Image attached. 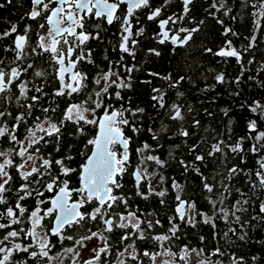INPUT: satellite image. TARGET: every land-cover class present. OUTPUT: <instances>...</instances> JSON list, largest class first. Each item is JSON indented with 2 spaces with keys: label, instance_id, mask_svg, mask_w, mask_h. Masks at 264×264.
Masks as SVG:
<instances>
[{
  "label": "snow or ice",
  "instance_id": "obj_1",
  "mask_svg": "<svg viewBox=\"0 0 264 264\" xmlns=\"http://www.w3.org/2000/svg\"><path fill=\"white\" fill-rule=\"evenodd\" d=\"M14 0H5L0 3V9L6 5L13 4ZM171 0H161L157 6L155 0H30V10L26 13L28 19L37 22V30L35 31L36 41L30 42L28 33L32 31L31 25H26L23 33L18 32L17 25L12 24L9 28L0 30V41L13 37L11 45H6L3 52L12 53L13 57L9 63H5V59L0 54V141L11 144L12 147L4 149L0 147V205H8L7 194L13 191L11 182L14 177L9 169H14L19 178L24 181L18 189L16 195L18 197L15 206L8 205L4 211H0V264H64L65 259H70L71 264H76L79 252L75 247H63L64 241H73L79 247H87L86 241L94 238L104 242L103 247L93 248L92 257L83 262V264H100L101 257L112 256L113 260L108 264H129V261L136 264H144L143 257H147L151 264H191L192 254L197 257L204 256V249L192 248L188 244H184L178 251H173L175 240H180L181 225L191 226L195 228L198 223L210 225L216 228V217L208 215L198 210L196 202L185 200L182 198L183 185L172 184L176 191L175 199L178 201L176 207V216L170 217L168 220L169 227L164 233H155L154 229L163 224L159 219H148L146 214L139 209H132L130 204L131 197L119 190L123 188L121 180L127 171V165L130 159L129 148L132 144V135L126 134L127 128L132 134H139L141 129L136 126V118L144 113L143 108L121 107L114 109L107 101L112 99L110 89L130 90L132 88V73L138 71L139 68L135 63L131 66L128 64L113 65L109 60L107 71L97 73L91 79V87L89 86V76L77 68L81 62L89 64L94 63L91 59L92 52L89 49L84 51V46L89 40H100L101 25L106 23L112 25L114 22L120 24V42L118 44L121 53L131 57L133 61L136 59V45L139 41L135 37L143 36L144 27H136L140 24L139 17L135 16L138 10L146 9V19L158 25L159 32L156 33L154 39L160 45L170 42L177 48L190 49L195 43L197 34L201 32V26L205 24V20H196L192 14L195 9L196 0H181L183 5L182 13L167 15L163 18ZM55 5V6H53ZM121 5H127V14L121 13ZM241 8L249 10V14L254 18L253 24L255 32L259 33L264 25V0H239ZM211 15L218 24L224 25V20L217 17V12H222L224 16H230L233 12L229 4V0H212L210 4ZM185 18L191 27L185 26ZM231 19L235 20L236 16L231 15ZM97 21L94 27L97 29L95 34L86 31V25L90 21ZM47 24V28H46ZM179 25V26H178ZM136 27V31L133 29ZM79 29V31H78ZM40 30H44L41 32ZM181 33L183 35H181ZM225 37L238 36L239 34L231 27H225L223 31ZM68 37L72 39L69 40ZM248 39V44L242 49L233 46L232 40L229 38L224 42V46L218 51L213 48L204 47L203 51L222 58H234L240 65V76L248 70L246 64L253 63L252 60L245 62L244 54L257 46V36L253 34ZM148 54L155 57L161 56V51L155 47L148 50ZM48 54L49 62H53L55 79L59 81V87L54 91L55 97L71 98L75 95L79 98V103H69L63 112L56 116L58 105L56 107H44L42 105L43 98L49 93L45 91L43 86L37 85L34 81H30L27 77L42 78L47 83L49 73L46 70H39L34 62H29L31 56L43 57ZM108 60V57H105ZM121 61L125 56L119 58ZM190 66V65H189ZM122 68V72L117 70ZM29 70H32L29 73ZM264 71V65L261 66ZM148 76L152 79H161L167 82V87L171 89H179L181 84L190 81L191 77L184 75H161L159 72H148ZM115 77V79H113ZM152 79L143 81L146 85L152 84ZM253 79V77H246ZM215 80L219 84L229 83L223 73H218ZM231 83L239 85L241 78L237 77ZM32 85L30 88L29 85ZM14 89H18V95L14 94ZM35 92L37 94L29 95ZM152 101L155 102L154 107L167 109L169 118L172 121L181 122L179 135L188 138L192 135L183 127L185 121L184 105L176 102L168 105L165 101L167 95L166 90L158 87H152ZM82 95V98H80ZM235 95H239L236 92ZM115 99L123 101L124 96L120 91H115ZM177 96H183V92L177 91ZM23 101V103L21 102ZM17 106L23 109L19 114H14L9 107ZM245 107V105H241ZM39 108L43 114L35 116L31 123L29 118L33 116L35 109ZM103 109L102 116H97V110ZM248 110L255 115V119L248 122L247 137H240L232 143L224 138H217L212 143L206 155L197 152L200 144H189L190 153H196L194 161H199L201 166L206 164V156L223 160L228 152L239 155L240 160L236 165L227 168V174L223 176L219 182L215 181V177L211 180L201 171V167L190 165L184 160H180L179 164L185 171L193 168L197 175L201 177V183L204 190L212 195L205 198L216 208L217 203L221 205L220 212L222 218L227 222L229 216L233 217V222L243 228L249 221H242L237 213L247 211L244 205L248 204V198L236 199L228 208H225L224 201L235 191L238 196L246 197L247 193L239 188H233L232 181L241 176L246 177L251 189L264 190V131L258 127L259 121H264V104L260 101H253L248 105ZM192 111L191 106L187 109ZM211 116V113H208ZM224 115H229L228 110H224ZM5 117L11 118V125ZM91 117V118H89ZM70 122L76 125L75 131L81 135L85 134L83 125L95 126L98 129V135L87 140L85 149H90V155L87 156L85 163L80 169L71 167L67 161H71L74 157L62 155L60 158H53L52 153L42 152V148L48 144H59L61 130L66 123ZM193 128L201 126L200 120L194 119ZM165 126V130H166ZM18 130L23 131V135L18 136ZM149 131H152L149 129ZM153 139H158V134L153 132ZM245 139L252 140L254 143L245 149L243 141ZM187 144V139H185ZM201 144L207 143L203 138ZM119 145L123 151L118 153L113 150V145ZM151 145L145 143L142 147L136 148L137 155L140 153L150 152ZM59 152V147L56 148ZM251 152L258 156V168L255 169L254 175L256 182H252L251 173H246L245 168L241 164H246L242 153ZM171 156L172 154L169 153ZM18 157L19 160L15 158ZM174 158V157H173ZM143 161H152L161 168L167 163L158 156L151 154L145 155ZM77 173L80 181L79 188H70L69 183L72 174ZM132 175L137 182V191L135 195L147 200L149 195L139 190L143 173L138 167ZM163 180V177H161ZM227 181V183H225ZM55 193L50 199H40L37 201V207L28 212V209L22 205L21 201L27 200L29 197H43L44 193ZM73 192L78 194L76 200L72 199ZM20 193H23L22 195ZM148 193L163 198L166 196V190L156 192L149 186ZM227 194V195H226ZM216 196V199H213ZM72 201V202H70ZM95 201V204L93 202ZM50 203L51 207L41 208L39 205ZM93 204L89 211L87 205ZM160 204H165V200L161 199ZM82 209H84L82 211ZM259 212L264 214V203H261ZM27 213V215H26ZM43 213V214H41ZM56 213L55 216L53 214ZM52 217V227L44 223L46 218ZM178 219L179 223L176 222ZM253 220H264V216L258 218L252 217ZM89 222H95L97 228L103 225L102 230L93 231L88 227ZM29 225L25 228L24 225ZM17 226V227H13ZM75 227L77 231L83 229V234L77 236L74 233L66 232L65 227ZM6 230V231H5ZM119 231L118 240L124 247L115 250L108 244L109 236L104 233H114ZM234 235L237 230L229 228ZM227 236V232L224 233ZM247 233L239 235L240 240H244ZM52 237L57 238L58 243L63 247L62 251L53 253L56 242ZM18 239H30L28 244L15 242ZM201 241L204 237H200ZM127 241V244L124 242ZM137 241H152L158 249L156 251L143 250L137 248ZM25 254L26 259L16 260L18 254ZM51 253V254H50ZM69 254V255H65ZM219 248L211 253L208 258H201L199 264H213L211 256H222ZM253 257V260H256ZM235 264H243V258L236 260Z\"/></svg>",
  "mask_w": 264,
  "mask_h": 264
},
{
  "label": "trees",
  "instance_id": "obj_2",
  "mask_svg": "<svg viewBox=\"0 0 264 264\" xmlns=\"http://www.w3.org/2000/svg\"><path fill=\"white\" fill-rule=\"evenodd\" d=\"M211 2L212 0H196L195 9L192 14L195 16L196 20H205V24L201 26L202 30L197 34L198 38L196 39V43L190 49L177 51L172 56L169 54L164 60H148L146 61L147 69L142 66L139 73L144 80L152 79L145 77L146 71L159 72L160 74L168 71L171 75L178 76L187 74L191 77V80L182 83L179 89L168 88L166 97L168 105L179 102L184 105V109H188V107L191 106L192 111L186 113L185 121L182 122L183 125H187L189 132L192 133L190 137L184 138L179 135L181 122L172 121L169 118L167 109L154 107L155 102L151 99V96L153 95L151 89L153 85L163 84L161 82L163 80L161 79H152L151 85H146L139 79H136L130 90H118L121 92V95L125 97L123 101L115 99V91L112 92L113 98L110 101H107L114 109L123 106L127 108L139 107L145 110L141 116L136 118V126L141 129L139 134H132L127 128L125 129L126 134L132 135V144L129 148L130 159L127 165V171L124 173L121 180L123 188L119 191L121 193H126L131 197L130 204L132 209H139L141 212L150 214L147 216L148 219H159L163 224V227L161 228L157 226L154 229V232L164 233L169 227V218L177 215L175 209L178 205V201L175 199L176 191L173 189L172 184L175 181L176 183L183 185L184 191L181 193L182 198L195 201L200 212L214 215L216 217V228L213 229L210 225L203 223H198L195 228L182 224L181 233L178 234L181 236V239L171 242L174 244L173 251H178L182 245L188 244L190 247L196 246L198 249H204V256L201 258L206 259L213 251L219 248L220 251L225 254L222 256H211L213 264H235L233 257H235L236 260H239L242 257L243 264H264V220H260L258 223L257 220L252 219L253 216L258 218L264 216V214L259 212L260 205L264 202V190L259 193L257 189H251V186L248 184L247 179L243 174L236 177L231 182L233 188H239L247 193L246 197H240L235 191H233L230 196H227L223 205L225 208H228L236 199L248 198V204L244 205V207L247 208V211L237 213L241 216L242 221H249V223L241 228L239 224L233 222V217H231V215L227 222L222 218V213L220 212L221 205L219 203H217L216 208L213 209L212 205L205 198L212 194H209L204 190L203 184L201 183V177L196 174L194 169L189 168V170L185 171L179 164L180 160H184L190 165L201 167L203 174L209 177L210 180L213 177H215V181L217 182L222 180L223 176L227 174V168L236 165L240 160V156L228 152L227 156L224 157L222 161L215 158H208L206 156L207 162L204 166H201L199 161H194L196 153H190L188 145L193 143L200 144L197 152L206 155L211 144L215 143L217 138H224L228 141L231 140V142L239 140L240 137L248 131V122L252 119L247 105H250L255 99L264 102V72L260 74V80L262 81L261 85L255 80L246 79V77L243 78V81L241 79L239 85L231 83V81H234L239 77V66L234 65L232 70L228 69L226 66V58L207 54L203 51L204 47H210L213 48L214 51H218L220 45L225 41V36L223 35L224 27L217 24L216 20L209 15L210 11H215L209 7ZM0 3H5V0H0ZM229 4L233 9L231 15L236 16L235 20L241 19L240 13L242 11L239 5V0H229ZM29 10L30 0H14L13 4L6 5L4 8L0 9V30L9 28L12 24H15L17 25L18 32L22 34L25 26L31 25L32 31H30L28 35L30 37V42L34 44L36 41L35 31L37 30V22L28 19L26 13ZM181 10L182 7L179 11ZM231 15L224 16L222 12L216 13V16L224 21L233 20L231 19ZM247 19L249 20L250 17L247 16ZM185 24L190 27L192 26L188 24L187 18H185ZM247 28L249 29V25ZM40 31L43 32L44 30ZM262 34L264 35V28ZM13 38L14 36L9 37L7 40L0 41V54H2V57L5 59V63H9L12 60L13 54L3 52V48L6 45H11ZM255 55L256 58L253 60V67L255 68L259 66L262 62L264 65V42L262 50L255 52ZM29 62H34L39 70H46L49 73L47 83H44L42 78L34 77L32 75H29L27 78L30 81H34L37 85L43 86L45 91L49 93L48 96L43 98L42 105L44 107L51 108L58 105L57 112L54 114L55 119V117L59 116L65 109L67 100L66 98L63 100V98H57L53 95L54 91L58 88V82L52 73L48 54H45L43 57L31 56ZM31 71L32 70H29V73H31ZM218 73H223L226 80L230 82L224 84L217 83L215 76ZM253 74L255 75V72H253ZM29 87L31 88L32 85L30 84ZM177 91L183 92V96L178 97ZM236 92H239L238 96L235 95ZM14 94L18 95V89H14ZM33 94L37 93L30 91L29 95ZM21 102L23 103V101ZM241 105H245V107L242 108ZM225 109H227L229 113L227 117L224 115ZM9 110L13 111L14 114H19L20 111H23V109H19L17 106H11L9 107ZM102 112L103 109L98 115L100 116ZM208 113H211L212 115L209 116ZM35 116H41L43 118V114L39 108L34 110L33 116L29 118V123L32 122ZM5 119H7L8 123L11 125V118L5 117ZM194 119L200 120L201 126L199 128H193L192 124ZM165 126H167L166 130ZM76 127V125H73L70 122L66 123L61 130L62 134L60 136L59 144L55 143L54 137L48 138L52 139L53 143L42 148V152L45 154L51 152L53 158L56 159L60 158L62 155H70L74 157V159L67 161V163L71 167L79 170L80 166L85 163L87 156L90 155L91 146H89L88 149H85L84 146L88 139L96 136L98 129L95 126L83 125L85 134L81 135L75 131ZM149 129L152 131H149ZM153 132L158 134V139H153ZM17 135L22 137L23 131L18 130ZM202 138L206 140L207 143L201 144L200 141ZM185 139H187V144L185 143ZM145 143L151 145L150 152L137 155L135 149L142 147ZM0 147L7 149L12 147V145L0 141ZM57 147L60 149L59 152L56 151ZM113 150L118 153L123 151L118 144L113 145ZM169 153L172 155L170 156ZM148 154L158 156L161 160H164L167 163L161 168L152 161H143V157ZM261 154L264 155V152ZM241 155H243L246 164H241L240 166L245 168L246 173H251L252 180L256 179L254 175L255 169H247L248 167H246V165L253 166L259 157L248 151H245ZM15 159L19 160L18 157ZM138 167L141 169L144 177V180L140 183L139 190L149 195L147 200L135 195L137 185L132 173ZM9 171L13 176L15 175L13 180H17L18 174L15 170L9 169ZM146 173L152 174L153 176L159 175L161 188L156 192L166 190L165 197L160 198L148 193V180L146 179ZM161 177H163V180ZM225 183H227V181H225ZM11 186L13 191L7 194L8 205L14 207L18 199L16 189L20 186L13 184ZM80 186L78 174L73 173L69 187L79 188ZM20 194L22 195L23 193ZM52 195L53 193L45 192L43 197H29L27 200L21 201V203L28 209V212H31L38 206V200L46 199L48 196ZM72 198L76 200L78 194L73 192ZM216 198V196H213V199ZM161 199L165 200V204H160ZM93 204H95V201ZM93 204L86 206L89 211L92 209ZM8 205H0V211H4ZM83 210L84 209H82V211ZM176 222L179 223L178 219ZM24 227L28 228L29 225L25 224ZM88 227L95 231L99 230L103 225H100V227L97 228L95 222H89ZM230 227L237 230L235 235L229 231ZM68 232L79 236L83 234V229L77 231L73 226ZM226 232L227 236L224 235ZM244 233H247L246 238L240 240L238 238L239 235H243ZM105 236L110 237L108 244L112 246L113 250L117 247L122 250L124 245L119 243V231L105 233ZM202 236L204 237L203 241L200 239ZM15 242L28 244L31 240L18 239ZM127 243V241L124 242V244ZM73 245V241H66L63 244V247H72ZM63 247L61 244L56 245V248L53 249V253L62 251ZM137 248L140 251L145 249L149 251L158 250L152 241H137ZM253 257H256L257 259L253 260ZM14 259L22 260L26 259V256L21 253L14 257ZM112 260V256H102L100 264H108V262H111ZM143 260L144 264H151L147 257H143ZM64 264H71L70 259H65ZM129 264H136V262L129 261Z\"/></svg>",
  "mask_w": 264,
  "mask_h": 264
},
{
  "label": "flooded vegetation",
  "instance_id": "obj_3",
  "mask_svg": "<svg viewBox=\"0 0 264 264\" xmlns=\"http://www.w3.org/2000/svg\"><path fill=\"white\" fill-rule=\"evenodd\" d=\"M250 3L253 2V0H248ZM161 0H155V3L157 4V6L160 4ZM55 6V5H53ZM182 7L183 9V5L181 3V0H171V3L168 5L166 11L163 13V18H166L167 15H171L173 13L176 14H180L182 13V10L179 11V9ZM147 10L146 9H141L138 10L135 13L136 17H139L140 20V24L136 27H144L145 28V33L143 36H139V37H135L139 43L136 45V49H137V54H136V59L133 61V59L131 57L126 56V54L121 53L118 47V44L120 42V24L119 22H114L112 25H107L106 23H103L101 25V30H100V35H101V39L100 40H89L86 45L84 46V51H88L89 49L92 52V56L91 59L94 61V63H87V62H81L80 64L77 65V68L83 72H86L89 76V86L91 87V79L93 77H95L97 75V73L101 72V71H107L108 67H109V60L113 63V65H123V64H128L129 66H131L133 63H135L137 65V67L139 68L138 71H133L132 76V85L134 83V81H136V79H139L141 82L145 81L144 79H142L143 77H141L140 70L142 69V66L145 67V69H147V64L146 61L154 59V60H164L169 54L172 56L175 54V52L177 51H183V48H177L176 51H173V48L175 47L174 45H172L170 42H166L163 45H160L156 39H154L155 35L157 32H159V28L158 25L152 21H148L146 19V15L145 12ZM241 13H240V17L241 19H237V20H229V21H224V25L223 27H231L233 29V31L237 32L239 35L238 36H229V37H225V41L227 39H231L233 42V46H235L237 49L242 50L247 44H248V39H245L246 37H251L253 34H255L257 36V46L250 50L248 53L244 54V60L245 62L249 61V60H254L256 58L255 52L257 51H261L262 47H263V42H264V35L263 33V28H261L259 33L255 32V26L253 24V17L249 14V10L246 8H241ZM121 13L123 14H127V5H121V9L120 12L118 13V15H120ZM247 16L250 17V19H247ZM95 23H97V21L93 20L90 21L87 25H86V31L92 32L93 34H95V32L97 31V29L94 27ZM217 23V22H216ZM218 24V23H217ZM261 24L264 25V20H261ZM249 25V29L247 28ZM179 26V25H178ZM185 26L190 27L189 25L185 24ZM136 27H134L133 31H136ZM79 31V29H78ZM249 33V34H248ZM181 35H183L181 33ZM69 40H71V37H68ZM224 41V42H225ZM224 46V43L220 45V48H222ZM151 47H155L158 50L161 51V56L160 57H155V56H151L148 54V49ZM259 49V50H258ZM108 57V60L105 59V57ZM121 56H125V59L123 61H121L119 58ZM51 63V69H52V73L55 76V71H54V64L53 62ZM145 65V66H144ZM234 65L239 66V77L242 79L244 77H253L252 80H255L259 85L262 84V81L260 80V74H262L264 71L261 70V66L263 65V62L260 63L259 66L257 67H253V63L251 64H246L247 67V71L244 73V76L241 77L240 76V65L237 64L236 60L234 58H227L226 59V66L228 69L234 68ZM119 71L122 72V68L117 69ZM148 72H154V71H146L145 72V77L146 78H151L148 76ZM253 72H255V75L253 74ZM170 74L168 71L163 72L161 75H168ZM139 76V77H138ZM113 79H115V77H113ZM251 80V79H250ZM58 82V87H59V81ZM163 84H156L153 85L154 87H158L161 88L163 90H168L167 87V82L166 81H161ZM119 89H110V93H112L113 91H118ZM166 97L165 96V101H166ZM57 98H63V100L66 98L67 103L65 104V108L66 106L71 103V102H76L79 103V98H77L75 95H73V97L71 98H67V97H57ZM82 98V95L81 97ZM112 98H113V93H112ZM254 101H260L259 99H255ZM262 104H264V102L260 101ZM167 103V102H166ZM121 108V107H120ZM120 108H115V109H120ZM248 108V105H247ZM102 111V109H98L97 110V116H99L98 114ZM250 112V111H249ZM186 113H189L187 111V109H184V114L186 115ZM251 113V112H250ZM103 112L101 113L100 116H102ZM252 119H255V115L253 113H251ZM91 118V117H89ZM184 128H187V125H183ZM258 127L260 128V130L263 131L264 129V121H259L258 122ZM181 128V126H180ZM189 131V130H188ZM98 133V130H97ZM97 135V134H96ZM174 135V134H173ZM249 135L248 131L243 134V137H247ZM229 143H232L231 140L229 141ZM254 143V141L252 140H248L245 139L243 141L244 147H246V149L248 147H250V145ZM121 148V147H120ZM122 150V148H121ZM264 150H262L261 153H263ZM247 157V156H245ZM259 159V158H258ZM258 161V160H257ZM258 163L256 162L253 166H249L246 165V167H248L247 169H256L258 168ZM13 170V169H10ZM255 172V170H254ZM15 176V175H14ZM13 176V177H14ZM252 182H256V179H253ZM24 181H22L19 176H17V180H13L11 182V185H18L20 186L21 184H23ZM257 191H259V193L262 192L261 189H257ZM55 195V193H53L52 196H48L46 198L50 199L51 197H53ZM264 195V192H263ZM73 199V198H72ZM74 200V199H73ZM72 202V201H70ZM264 203V202H263ZM50 203H46V204H42L39 205V207L41 208H48L50 207ZM43 214V213H41ZM56 213L53 214V216H55ZM52 217L46 218L44 220V223L46 225H48L49 227H52ZM71 227H65V231L68 232V230ZM103 227H101L99 230H95V231H100L102 230ZM105 235V233H104ZM53 242L57 241V238L52 237ZM67 241V240H66ZM64 241V243L66 242ZM60 243L56 242V245H58ZM104 246V242L98 239V243H97V248L99 247H103ZM56 248V247H55ZM192 248H197L196 246H193ZM51 254V253H50ZM194 255V253H193ZM195 256V255H194ZM198 261L195 262H191V264H197ZM181 264H183V262H181Z\"/></svg>",
  "mask_w": 264,
  "mask_h": 264
},
{
  "label": "rangeland",
  "instance_id": "obj_4",
  "mask_svg": "<svg viewBox=\"0 0 264 264\" xmlns=\"http://www.w3.org/2000/svg\"><path fill=\"white\" fill-rule=\"evenodd\" d=\"M146 179L148 180V188H149V186H151V188L154 189L155 191L160 190L161 182L159 179V175L153 176L152 174L146 173ZM85 243H86L87 247H79L75 244L72 246V247H75L76 251L79 252V254H80L79 257L76 259V264L83 263L84 261H86L92 257V255H93L92 249L97 248L98 239L94 238L93 240L86 241ZM194 255L192 254L191 262L198 261L197 264H199L201 257H197L195 253H194ZM57 264H58V262H57ZM157 264H159V261H157Z\"/></svg>",
  "mask_w": 264,
  "mask_h": 264
},
{
  "label": "water",
  "instance_id": "obj_5",
  "mask_svg": "<svg viewBox=\"0 0 264 264\" xmlns=\"http://www.w3.org/2000/svg\"><path fill=\"white\" fill-rule=\"evenodd\" d=\"M97 135H98V133H97ZM122 150H123V149H122ZM136 169H137V168H136ZM136 169H135V170H136ZM135 170H134V171H135ZM133 177H134V176H133ZM134 180H135V177H134ZM143 180H144V177L142 178V181H143ZM142 181H141V182H142ZM135 182H136V180H135ZM141 182H140V183H141ZM136 185H137V182H136ZM177 206H178V205H177ZM177 206H176V207H177ZM50 207H51V205H50ZM66 227H67V226H66Z\"/></svg>",
  "mask_w": 264,
  "mask_h": 264
}]
</instances>
